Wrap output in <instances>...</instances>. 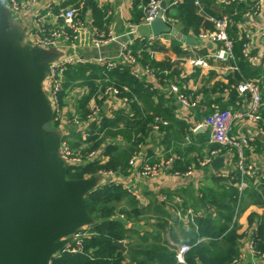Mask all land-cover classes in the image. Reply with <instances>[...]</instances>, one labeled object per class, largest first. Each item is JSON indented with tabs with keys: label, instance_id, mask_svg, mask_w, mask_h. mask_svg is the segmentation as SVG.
<instances>
[{
	"label": "crops",
	"instance_id": "0c3cea01",
	"mask_svg": "<svg viewBox=\"0 0 264 264\" xmlns=\"http://www.w3.org/2000/svg\"><path fill=\"white\" fill-rule=\"evenodd\" d=\"M19 1L25 2L26 0ZM64 1L62 0L60 4ZM85 1L79 2L78 6L66 7L77 9L80 20L85 24L84 29L78 34L74 47V51L81 56L84 64L96 65L95 59L98 57L91 49L92 29L101 33L112 32L113 35L121 38L127 32V26L133 25L138 27L136 36L148 37L152 35L150 28L141 26L144 15L143 0H93L104 16L103 29L96 27L90 8L83 10ZM171 1L173 0H165L166 8L169 7ZM226 1L198 0L202 10L206 9L219 18L228 17L230 19L231 23L227 34L237 46L242 44L241 51L246 44L249 45V58L243 57L242 64L246 66L244 69L240 67L238 72L230 70L231 66L237 67V59L226 63L207 60L208 56L220 48V44L199 40V34L204 32L202 29L197 33L184 32L183 26L175 18L166 16V19H171L173 22L165 23L176 32V35H164L163 37L167 40L165 44H157V49L153 51L146 49L144 52L157 64L156 69H151L154 73L153 76L145 72L146 65L142 62L143 53L140 50L136 52L138 58L141 59L137 58L136 61L137 79L149 87L148 93L137 98V108L141 113L160 115L159 120L167 125H161L162 127L159 125L156 130L151 128L148 137L137 147L135 154L139 157V163L161 164L163 171L156 177L143 178L140 177L138 168L128 165L126 170L115 173L114 177L96 175L84 180L91 182L90 192L98 187L115 185L122 188L137 203L143 210L146 220L140 221L136 225L126 223L127 228L152 233V229L148 225L154 223L155 213L159 209L166 211L172 222L177 221L178 224L175 227L177 231L183 229L187 232L191 227L196 228V220L206 217L205 211L207 210H209L208 214L217 218L214 209H210L207 205L203 206L205 204L202 200L203 195L212 193L221 200L224 198V188L228 189L227 185L230 182L226 180L221 182V179L216 175L219 171H214L211 166L202 168L198 165V161L206 153L219 149V146L210 143L212 135L210 129L203 128L201 125L215 112L244 113L247 101L240 98L233 89L237 83L230 84L235 79L236 73L243 80L257 83L264 102V0H245L244 3L231 5H227ZM180 3L182 0H179L178 4ZM0 5L1 21L5 30L18 37L17 41L10 46L9 53L11 54L33 52L31 33L36 28L35 15L38 12L45 17V26L48 30L62 25L55 20V14L52 11L53 8L59 6L57 0H38L34 4L26 6L18 16L12 15L7 10L4 0H0ZM48 5L51 6L49 11L46 8ZM175 7L170 6L168 9L171 10ZM197 15L200 17L198 8ZM188 38L194 39L196 43L187 45ZM44 51L43 54H35L37 61L47 62L60 54L59 48ZM116 52L117 47L113 44L103 48L100 54L107 59H114ZM197 59L207 60L209 66L206 68L194 67L192 61ZM159 71H163V75ZM170 86H177L181 94L196 103L194 108L185 112V116L180 115V103L178 98L171 93ZM45 89L43 78L39 84V91L48 101ZM232 92L236 94L234 103L230 100ZM83 95V89L71 90L63 100L58 121L53 118L51 112L49 122L53 134L59 141L64 139L67 142L79 144L74 152L82 160V164H86L93 161H87L88 154H83V151L88 147L84 143L89 134L88 127L86 119H81L80 115L75 112L77 102ZM98 101L102 100L92 99L87 109L99 106ZM237 103L239 105H236ZM107 104L100 105L101 108L106 106V111L102 114L104 118L113 122L115 128L105 131L102 138L107 145L118 146L119 150H126L133 146V137L135 136L128 134L124 129L125 124L133 118V113L129 106H122L118 101H108ZM261 116L264 121V109L261 111ZM56 122H58V126L53 128ZM109 132L112 134H108ZM246 133L256 134V126L248 122L246 118L234 122L232 134ZM99 152L96 160L103 164L107 161L103 147ZM221 155L230 161L228 155L223 152ZM246 157L248 163L254 167L255 176L250 180L249 187L242 196L243 199L241 198L242 200L236 206L237 214L233 217L229 230L233 227L236 228L238 253L244 256L242 264H264V260L247 251V244L254 238L261 218L264 217V206L256 204V200L248 197L249 192L260 194L264 192V138L259 137L256 140L252 151L248 152ZM226 160L224 166H226ZM231 161L234 162V158ZM188 171H190V175L187 176ZM189 211L195 215L200 214V217L191 220L190 216L186 217ZM89 226L90 224L87 225V227ZM199 242L201 241H197L196 244ZM68 245L69 240L66 246Z\"/></svg>",
	"mask_w": 264,
	"mask_h": 264
},
{
	"label": "trees",
	"instance_id": "16d2710c",
	"mask_svg": "<svg viewBox=\"0 0 264 264\" xmlns=\"http://www.w3.org/2000/svg\"><path fill=\"white\" fill-rule=\"evenodd\" d=\"M82 0H65L58 7L53 8V14H58L60 9L69 6H78ZM149 0H143L145 7ZM90 8L96 27L103 29L104 16L98 10L93 0H86L83 10ZM137 8V5H136ZM164 11V16L176 19L183 26L184 32L192 31L197 33L200 29L205 33H211L213 26L211 23L197 15V7L194 0H182L174 9ZM168 9V10H167ZM203 11L213 18H219L206 9ZM84 13V12H83ZM83 15V14H82ZM228 35V34H227ZM229 37V36H228ZM230 39V37H229ZM233 42V54L237 59L238 69L245 68L242 64L244 58L240 46ZM157 44L148 46L146 42L136 40L132 47L133 55L138 58L136 52L143 53V64L151 69L157 67L148 54H144L146 49L151 51L157 49ZM160 50V49H159ZM142 56V55H141ZM138 60H141L138 58ZM231 64V63H230ZM163 75V71H159ZM62 91L59 95L60 109L63 100L73 89H83L84 95L77 102L75 112L81 119H86L89 114L88 104L92 99L98 98L102 88L106 86L115 87L120 93V98L128 100V106L133 113V118L125 124V131L133 137L132 147L126 150H119L118 146L107 145L102 136L105 131L115 128L111 120L103 118L99 127L91 126L86 141L88 147L83 154L97 152L102 147L105 163L97 160L86 164H78L65 169V178L68 181H81L98 175L100 172H122L128 167L129 159L137 152V147L148 137L158 114L141 113L137 108V98L149 92V87L133 77L130 67L118 66L115 69L107 70L93 64L70 65L63 75ZM235 79L231 83H239L243 79L236 73ZM101 88V89H100ZM126 88L127 92L123 89ZM231 102L234 103L236 94H230ZM103 101H98L99 106ZM224 112V111H222ZM53 118L55 115L53 114ZM58 126L54 123L53 128ZM161 126V125H160ZM162 127V126H161ZM167 130L169 128H166ZM108 134H112L109 132ZM74 151L78 143L68 142ZM212 151V150H210ZM237 174L234 176L236 178ZM221 182H225L222 179ZM235 181L224 188L223 199H218L215 194H205L203 199L205 204L214 209L217 218L205 211L206 217L196 220V228H190L187 232L183 229L175 230L177 221L172 222L166 211L159 209L155 213L154 223L148 225L152 229L150 232H140L135 228H127L126 223L136 225L140 221H145V214L136 202L119 186L108 185L98 187L86 194L84 198L85 211L92 223L88 227L85 236L71 240L68 247L61 250L57 255L49 259L50 264H175V250L178 244H188L192 249L185 257L186 264H232L238 260V236L236 228L229 230L232 219L238 204V193L234 188ZM248 197L256 200V204L264 206V192L248 193ZM243 199V197H241ZM240 198V200H242ZM124 206V207H123ZM120 207V208H119ZM122 216L123 219H119ZM253 218V217H252ZM251 220V219H250ZM142 233V236L140 234ZM81 234V233H80ZM203 240V241H202ZM197 241H201L196 244ZM113 243H124L125 252L113 247ZM253 244L264 260V217L261 218L257 231L253 238Z\"/></svg>",
	"mask_w": 264,
	"mask_h": 264
},
{
	"label": "water",
	"instance_id": "95a60500",
	"mask_svg": "<svg viewBox=\"0 0 264 264\" xmlns=\"http://www.w3.org/2000/svg\"><path fill=\"white\" fill-rule=\"evenodd\" d=\"M160 9L149 27L152 35L175 36L161 20L164 2ZM1 20L0 5V264H50V256L68 243L61 239L92 223L84 203L92 184L66 180V166L58 157L60 141L49 122L52 111L39 91L52 60L37 61L35 54L45 52L39 48L9 53L18 37ZM195 43L186 40L187 45ZM101 110L105 113L106 106ZM48 166L56 170L48 171ZM210 166L220 171L224 159L216 158ZM113 247L126 251L122 243Z\"/></svg>",
	"mask_w": 264,
	"mask_h": 264
},
{
	"label": "built area",
	"instance_id": "2783aa9c",
	"mask_svg": "<svg viewBox=\"0 0 264 264\" xmlns=\"http://www.w3.org/2000/svg\"><path fill=\"white\" fill-rule=\"evenodd\" d=\"M36 1L38 0H26L25 2L19 0H4V4L12 15L18 16L26 6L34 4ZM61 1L62 0H57V4L59 5ZM162 2L165 3V0H149L147 5L143 8L144 15L141 21V26L146 28L150 27V24L156 19L158 13L161 11L160 4ZM244 2L245 0H227L225 3L231 5L233 3L240 4ZM178 3L179 0H173L170 2L169 7L176 6ZM194 4L198 8L200 17L211 23L213 26V33L207 34L201 32L198 36L199 40L220 44V48L215 53L208 56L207 60L223 63L234 61L235 58L232 51L233 42L227 35V30L231 23L230 19L228 17H209L200 7L198 0H194ZM46 8L49 11L51 6L48 5ZM164 11L165 10L162 11L161 20L168 24L173 22L171 19L165 18ZM55 20L62 25L48 30L45 26V17L42 16L40 12L35 15L36 28L33 33H31V47L46 51L60 49V54L49 63L48 71L44 78L48 103L52 114L55 115L54 119L58 121L61 113L59 95L62 91V84L64 82V71L70 65L84 64L81 56L74 51V47L78 34L84 29L85 24L80 20L78 10L72 7L59 10L58 14L55 15ZM137 29L138 27L136 26L128 25L127 32L121 38L113 35L112 32L101 33L96 29H92L91 49L96 56H98L95 59L96 65L99 67H105L107 70L115 69L118 66H128L130 67L131 75L138 78V73L135 69L137 59L132 52L134 41H143L146 42L148 46H153L154 44H165L167 40L163 37L164 35L157 37L153 35H149L148 37L136 36ZM126 37L127 39H125ZM113 44L117 47L114 59H107L100 54L103 48ZM242 55L245 59L249 58L248 44L243 47ZM207 60L197 59L192 61V64L194 67L206 68L209 66ZM230 70L238 72L236 66H231ZM145 72L150 76H153L154 74L148 65L145 67ZM233 89L240 98L247 101V108L243 114L233 111L215 112L210 118L204 121L201 127L210 129L212 133L210 143L219 146V149L206 153L205 156L198 161V165L202 168L209 167L211 162L216 158H223L225 164L226 159L221 155V152L228 155L230 161L226 160V166H224L223 170L221 169L216 175L219 179L229 182L236 180L234 188L238 193L239 203L240 198L249 187L250 180L255 176L254 167L248 163L246 154L252 151L255 142L259 137L264 138V121L261 116V111L264 109V102L262 101L260 89L254 81L243 80L237 83L236 87ZM123 91L127 92V89L124 88ZM170 91L178 98V102L181 106V116H185V112L195 107L196 103L190 101L186 96L181 94L177 86H170ZM119 93L120 92L115 87L106 86L102 88L98 94V98L103 101V104L115 100L121 103L122 106H128L129 102L127 98L118 97ZM236 105H239V103ZM103 118L104 116L100 106L96 105L91 107L89 114L86 116L88 132L91 126L99 127ZM243 118H246L248 122H251L256 126V134H232L234 122L241 121ZM159 125L166 126L167 124L156 119V123L152 128L156 130ZM99 153L100 152L97 151L88 154L87 161L96 160ZM58 157L64 163L66 168L82 164V160H80L64 139L60 141ZM232 158H234V162L231 161ZM128 165L129 167L138 168L139 175L143 178L156 177L163 171L161 164L149 165L147 163H139V157L137 154H134L130 158ZM236 174L237 176L235 178L234 176ZM98 175L108 178L114 177V173L112 172H100ZM188 175H190V171H188L187 176ZM236 214L237 210L234 217ZM187 215L188 216L186 217L190 216L191 220L200 217V214L195 215L191 211L187 212ZM178 217H180V214H178ZM118 218L123 219L122 216H118ZM78 237H80V235H76V238ZM67 247L68 246L65 248ZM191 249L192 246L188 244L182 243L178 245L175 250V264H186L185 257ZM247 251L249 254L257 256L263 260V257L256 252L254 248L253 238L247 244ZM243 259L244 256L240 255L239 259L232 262V264H242Z\"/></svg>",
	"mask_w": 264,
	"mask_h": 264
},
{
	"label": "rangeland",
	"instance_id": "374dc122",
	"mask_svg": "<svg viewBox=\"0 0 264 264\" xmlns=\"http://www.w3.org/2000/svg\"><path fill=\"white\" fill-rule=\"evenodd\" d=\"M44 135V134H43ZM68 143V142H67ZM38 149H42L43 148V144L42 145H38V147H37ZM57 167V166H56ZM46 169H48V171H55L56 170V168H52V167H50V166H48V167H46ZM120 208V207H119ZM88 230V227H87V225L86 226H83V227H80L79 229H77L75 232H74V234H72V235H69V236H67V237H65V238H63V239H61L59 242H62V241H64V240H69V243H70V240H72V239H75L76 238V235H84L85 236V234H86V231ZM81 233V234H80ZM68 248V247H67ZM56 255V253H53L51 256H50V258L51 257H53V256H55Z\"/></svg>",
	"mask_w": 264,
	"mask_h": 264
}]
</instances>
